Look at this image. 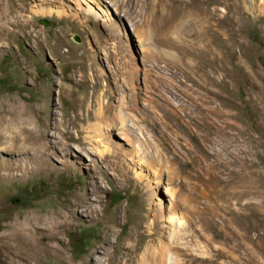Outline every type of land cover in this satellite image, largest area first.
<instances>
[{
  "label": "rangeland",
  "instance_id": "obj_1",
  "mask_svg": "<svg viewBox=\"0 0 264 264\" xmlns=\"http://www.w3.org/2000/svg\"><path fill=\"white\" fill-rule=\"evenodd\" d=\"M23 107L47 132L0 151V234L51 216L33 264H264V0H0Z\"/></svg>",
  "mask_w": 264,
  "mask_h": 264
},
{
  "label": "bare ground",
  "instance_id": "obj_2",
  "mask_svg": "<svg viewBox=\"0 0 264 264\" xmlns=\"http://www.w3.org/2000/svg\"><path fill=\"white\" fill-rule=\"evenodd\" d=\"M89 1L94 2L95 0ZM120 11L121 10H119L121 16ZM96 15L100 16L99 13H96ZM109 26L114 29L117 28V32L119 33L123 31V28L121 31V29L119 28L120 25H118V23L116 22L109 23ZM1 112H13L12 114L16 118H13V120L11 121H7L6 118L2 119L5 116L0 117V119H2L0 122V151H17L24 153L25 151L28 152L30 149H35L32 147V145L36 144L35 141L37 140V138H41L43 133L47 132V130L46 126H43L41 129L37 126H34L35 124L33 123V111L31 109L26 110L25 107H23L12 108L7 112ZM81 115L85 116V113L82 111ZM16 121L20 124L18 129L14 131L5 130L7 127L14 128V123ZM3 141L5 144H2ZM18 142H20L21 144L17 145ZM34 163L35 160L33 156L24 155L21 161L16 165L18 169H21V171L26 172L27 170L30 171V169L33 168ZM82 199H84V197ZM70 219H66L64 225L66 224L68 226H72V221ZM50 220L51 216L45 217L40 215H29L23 217L22 219H15L9 226V229L5 233L0 234V257L6 262V264H33V261L41 252L42 247L44 250L49 251L53 246L50 241L54 232L50 225H48L47 227H43V224L48 223ZM42 236H44V238H46L47 240L43 244H41L40 241V238ZM20 244L24 245L25 248L21 249L19 247Z\"/></svg>",
  "mask_w": 264,
  "mask_h": 264
}]
</instances>
